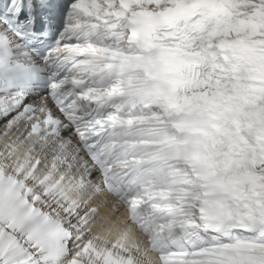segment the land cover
Returning <instances> with one entry per match:
<instances>
[{
    "label": "snow or ice",
    "instance_id": "6c2138e0",
    "mask_svg": "<svg viewBox=\"0 0 264 264\" xmlns=\"http://www.w3.org/2000/svg\"><path fill=\"white\" fill-rule=\"evenodd\" d=\"M155 4L156 0H75L74 3L71 0H4L0 5V121H4L0 124V138L7 141L2 158L5 170L0 172V264H81L72 258L73 250L79 252L81 248L89 259L94 257L101 264H136L123 245L104 247L103 252L92 247L91 241L82 245V241L89 240L83 218L92 215L93 220L98 219V210L84 206L83 210L69 212L62 207L63 200L67 199L64 178L52 183L53 173L58 170L66 172L71 180H78L81 186L85 182L91 184V198L106 193L112 203H120L116 215L126 209L145 235L154 233L153 247L159 252L162 264H221L218 258L223 254L207 247L193 249L191 256L197 258L185 259L189 252L173 239L174 229L183 230L184 224L178 221L174 225L167 219L161 220L159 215L161 209L155 193L166 178L150 163L156 156L138 153L132 139L136 135L133 120L120 118L113 111L116 107L105 103L108 85L78 78L69 66L76 61H70L66 53L60 52L62 48L82 47L95 52L98 46L106 51L102 45L115 35L111 30L119 21L129 16L166 14L164 9L154 13ZM143 5H147L146 10ZM248 5L255 9L257 16L264 10V0H248ZM101 26L111 35L102 32ZM45 33L50 35L45 37ZM37 59L48 74L47 92L29 97L30 82L34 79L30 62ZM212 68L219 70L217 74L223 73L220 64H213ZM212 88L209 81L207 91ZM151 134L167 135L164 129H152ZM17 139L30 143L33 152L50 160L52 173L37 176L44 161L33 160L31 155L26 166L12 167L9 149H14ZM117 153L123 155L113 163ZM219 155V152L209 154L214 174L224 163L217 161ZM181 183L186 184L188 180ZM40 189L43 195L37 194ZM204 189H208L203 192L205 197L215 195L207 185ZM194 196L201 200L199 192ZM175 199L182 197L177 195ZM202 203L205 207L200 211L208 216L220 206L216 199H205ZM171 207L175 208L174 215H189L176 205ZM246 231L264 237V219L255 221ZM185 236L197 234L189 232Z\"/></svg>",
    "mask_w": 264,
    "mask_h": 264
},
{
    "label": "clouds",
    "instance_id": "9594fccd",
    "mask_svg": "<svg viewBox=\"0 0 264 264\" xmlns=\"http://www.w3.org/2000/svg\"><path fill=\"white\" fill-rule=\"evenodd\" d=\"M161 7L167 8V4L157 5L153 7L152 11H158ZM236 11L238 16H244L249 19L248 25H243L240 28L243 31V26H249L252 29V32L249 35L242 37V41H247V44L236 43L237 51L233 52L232 55L236 59L234 67L239 70L241 68L247 73L250 71V68L247 65H250L252 61H249L246 56L241 55V53L247 49L248 45L258 46L261 43H264V40H253L252 34L255 33L259 28H264V19L259 20L258 23L252 24L249 14H255V9L248 6H236ZM166 28L167 25H157L154 29L151 37L145 39L146 48L143 51L145 56L151 58V60L158 64L167 65L169 70L165 75L164 79L153 82L159 85L160 88L166 89L167 91L161 92L160 95L155 93L147 94L140 93L135 91L132 88V82L134 79H137L141 72L133 70L130 65L124 60V58L117 56L115 59L110 57L114 54H109L105 52H90L86 47L82 48H62L60 49L61 53H66L69 57V60H73L78 56H90L91 59L84 65H74L75 74L81 75L85 72L88 75H103L100 77L101 81L107 83L108 81L114 80L115 87L111 88V91H106L104 93L105 103L114 105L118 111L123 110L127 106H135L143 104L146 100L150 104H164L169 103L172 107H177L178 111L185 113L187 118L193 122L198 123L200 126L209 128L207 141H211L213 136V131L210 128V121L207 119L206 114H210L212 111H215L219 108L220 98L217 93H213L214 97H217L215 102L211 101H201V98L198 96H190L185 100V92L191 93L193 89H198L203 87V81L197 83L195 81V76L193 75V68L196 66V60H194L188 54L183 52L182 45H184V38H181L179 42L173 43L168 37L161 39L155 35L156 30L160 28ZM102 32L107 33V30L101 26L100 29ZM175 35V34H173ZM191 47V45H187ZM106 57H108L106 59ZM264 59V57H261ZM257 75L255 78L261 79V74L259 72L260 65L257 63ZM70 72H73V68L70 69ZM195 75H199L196 73ZM138 84L141 86H146L143 81L137 80ZM239 85L237 80L236 84L233 85V89ZM96 95H101L96 93ZM171 97V100H169ZM225 112L230 111V109H224ZM105 125H108V121H105ZM192 142L184 145L177 146L175 151L180 154L183 159L177 161L178 163L187 164L191 169L190 172H185L181 175L180 171L172 172L171 168L173 166H168L167 170L165 169L164 164L155 165L160 169V174L162 177H165L166 180L175 179L178 182L184 181L186 176L191 177L186 183L187 187L191 189L188 192L180 191L173 195L172 193L166 194L165 197L179 195L183 198L190 199L192 202L187 207V219L181 221L184 224V228L181 231L179 236H175L174 240L177 243L181 238L185 236L186 233H196L197 230L203 231L208 225L204 224L205 219L220 221L222 216L225 215V212L219 210V206L212 213L211 216L204 214L203 216L197 215L196 203L197 199L194 196V193L198 192L197 190H203L204 186L207 185L209 190L215 193L211 198H214L219 201H224L225 205L227 200L235 202L237 199L241 201L247 200L252 201L253 198L257 195V188L260 189L259 195L264 197V185L251 184L248 187V190L245 191V185L248 184L249 172L245 169L243 172H240L239 166L235 169L231 168V164L225 165L224 163L216 169V172H219V175L213 173L211 167V160L209 157V152L207 148V142L201 143L195 137L190 138ZM7 151V141L3 138H0V165L3 164V155ZM27 149H17L12 155L15 157L12 160V167L19 162L21 166H26L29 156ZM123 153H117L113 158V163L118 159ZM33 160H41L42 157L34 156ZM35 167V164H33ZM264 171V169H261ZM49 173H52L50 168V162H45L43 167H40L37 170V176H46ZM194 174V175H193ZM61 175L58 171L53 173L52 183H59L60 180L57 179V176ZM100 178L97 177V180ZM179 188V183L176 185ZM35 189V185L33 186ZM66 188V185H64ZM91 189H85L83 192H69L66 191L65 195L67 199L63 200L62 207H66L69 212H75L77 208L83 210L84 206H88L90 209L98 210L97 215L98 219L93 220L92 215H88L86 218H83V223L87 225L85 231L89 233V240L82 241V245H88L91 241L92 247L96 248L98 251L103 252L104 247L120 248L121 245L128 251V254L136 260V264H162L160 260V254L157 252L151 251L148 247H142L137 249L134 247V243H142L143 237L137 231V229L128 223L127 221V211H120L119 215H116V210L120 208V203H112V198L106 193H102L99 197L91 198L90 197ZM38 195H43V189L37 191ZM53 196L59 195V193H52ZM200 203L203 205L202 200ZM111 204V207L106 205ZM194 221L192 224H189L187 221ZM195 220H200L201 223H195ZM73 259L81 261V264H101V261L95 259H89L88 256L84 254V249L81 248L79 252H76L75 249ZM91 255V252H89ZM191 259V258H190Z\"/></svg>",
    "mask_w": 264,
    "mask_h": 264
},
{
    "label": "bare ground",
    "instance_id": "6f19581e",
    "mask_svg": "<svg viewBox=\"0 0 264 264\" xmlns=\"http://www.w3.org/2000/svg\"><path fill=\"white\" fill-rule=\"evenodd\" d=\"M245 169L248 170V184L245 185V190H248V187L251 184L264 185V143L260 145V148L256 152L254 158L249 160L246 163V166L241 169L243 172ZM259 177V179H258ZM257 195L253 198L252 201H249L251 208V220L253 222L260 219H264V197L259 195L260 189L257 188ZM264 246L262 244L257 246H243L239 250V255L237 257L238 264H264Z\"/></svg>",
    "mask_w": 264,
    "mask_h": 264
},
{
    "label": "rangeland",
    "instance_id": "374dc122",
    "mask_svg": "<svg viewBox=\"0 0 264 264\" xmlns=\"http://www.w3.org/2000/svg\"><path fill=\"white\" fill-rule=\"evenodd\" d=\"M264 262V261H263Z\"/></svg>",
    "mask_w": 264,
    "mask_h": 264
}]
</instances>
